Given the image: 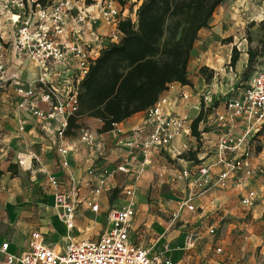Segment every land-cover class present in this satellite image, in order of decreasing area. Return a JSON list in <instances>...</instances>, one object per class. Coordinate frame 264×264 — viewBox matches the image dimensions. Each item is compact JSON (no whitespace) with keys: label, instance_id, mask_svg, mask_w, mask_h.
I'll use <instances>...</instances> for the list:
<instances>
[{"label":"built area","instance_id":"obj_1","mask_svg":"<svg viewBox=\"0 0 264 264\" xmlns=\"http://www.w3.org/2000/svg\"><path fill=\"white\" fill-rule=\"evenodd\" d=\"M124 1L51 0L43 5L39 0H0V88L13 80L7 72L10 67L7 53L32 62L38 70L36 77L31 81H15V94L19 99L18 106L36 117L45 132L50 130V121L59 116L61 122L56 135L59 138L65 136L67 118L78 109L79 83L95 58V52L103 47L104 39L106 44L118 41L117 24L121 19L129 17L134 20ZM100 22L112 27L108 35L99 33ZM226 68L233 72L230 64ZM215 75L211 86L202 93L204 109L213 108L212 100L219 88ZM188 96L183 92L180 95L183 99ZM40 103L47 105V109H42ZM223 105L224 110L216 113L219 132L210 142L212 159L206 163L191 160L192 165L179 169L177 173V178L186 182L188 194L170 214L168 227L178 221L183 208L195 210V198L215 187H226L232 181L243 187L240 203L244 207L253 206L263 196L262 190L254 187L251 181L256 175L252 165L256 148L264 150V67L251 74L240 95L226 98ZM196 108L200 111V102ZM112 130L120 133L117 123L113 124ZM144 130L147 134L142 139L140 136ZM188 133L186 118L173 114L169 99L159 96L146 109L144 124L134 128L132 138L125 142L130 150L142 151L139 168L133 171L127 158L117 165L116 171L134 173L137 178L142 168L150 164L154 150L181 160L182 155L191 149L190 144H175L174 140ZM204 134L201 132L199 141ZM78 144L96 150V134L87 127H80L77 144L61 145L57 150L64 156L68 151L77 150ZM17 163L24 168L30 167L23 155H17ZM61 166L67 168L68 162L63 159ZM87 173L93 182L94 193L98 194L107 177L114 172H98L97 168L91 167ZM48 182L54 188L53 200L58 216L68 229H72L79 202L77 184L71 180L70 188L61 190L54 176H49ZM125 195L121 205L108 209L107 225L97 237L70 238L61 251H56L45 244L39 231H32L29 248L21 254L7 252L8 243H2L0 249L6 256L4 264H173L165 251L151 252L129 238L135 215L134 189L126 188ZM86 203L92 211L98 210V204L92 200ZM209 232L213 233V228ZM192 240L189 235L187 247L191 246Z\"/></svg>","mask_w":264,"mask_h":264},{"label":"crops","instance_id":"obj_2","mask_svg":"<svg viewBox=\"0 0 264 264\" xmlns=\"http://www.w3.org/2000/svg\"><path fill=\"white\" fill-rule=\"evenodd\" d=\"M248 1L250 2V0H224V2L216 8L210 19L209 26L199 30L198 38L194 42L192 51L190 53L188 62V78L191 81V84L181 85L178 82H173L168 86V89L160 94V96L167 97L171 102L172 113L176 116L186 118L187 124L189 125V133L175 139L174 143L180 144L181 142H188L191 148L189 151L198 150L196 156L199 160V163H206L212 159V155H207V152L212 151L210 142H213L218 134L217 132L213 138L211 133H205L203 136V139L205 140L201 139L202 143L197 142L198 140L196 141L195 137L190 134L191 120L199 113L198 109L196 108L199 100L195 97L196 92H194V88L196 86H194V82H198V84H200V78L203 79L202 75L199 73V69L208 65L206 60L208 59V56L211 52L210 47L208 48L207 46L206 35L209 30L214 28L218 20L221 19L220 14L223 13L227 6L238 2L241 8L243 7L244 9H247ZM254 6H256V4L251 5L250 7ZM137 7L138 6L136 5L134 8L133 16H135ZM258 12L259 16H257V18H254V16H248L243 19L244 22H241L244 25L253 23L251 27H248V31L252 37L256 38L255 40H257L261 34L259 22L264 18V1ZM247 14L251 15L252 13L248 12ZM234 19L237 20L238 17H235ZM238 22L239 21L237 20L236 23L238 24ZM110 29H112L111 26H106L100 22L98 30L102 36L108 35ZM120 36L121 34L119 32V37ZM106 42L107 41L104 39L102 46H104ZM99 50L100 49L95 52L94 57L99 54ZM230 51L231 48L229 49V52ZM229 57L230 55L227 54L225 58L227 63L229 62ZM6 58L8 59L10 66L7 72L13 77V80H11L12 82L7 84L6 87L0 88V169L3 171L0 177V247L2 243L7 242V252L21 254L22 252L27 251L29 248L31 232L39 231L42 234L46 245L52 247L56 251H61L66 242L71 238L70 233L72 229L75 228L78 217L83 216V214L88 210L95 214L100 211L103 212V226L94 236L73 239L77 240L97 237L107 225L106 213L108 209L112 206L121 205L126 199L125 197L122 199V202L120 201L119 203L108 202V196L111 195L115 188L118 189L116 180H118L119 175L122 174L125 177V180L128 182L127 185L123 186L122 193L125 194V190L128 187L134 189V195L132 199L135 202V215L132 220L129 238L136 244L150 249L151 252L158 251V248L152 247L150 245L147 246L143 243L142 234L145 232V230L150 229V226L147 222H141V220L138 219L136 204H138L139 209H147V207L143 204L144 194H147V191H145L146 188L148 189L151 186L150 194H159L160 190L157 185H160L164 182H176L180 188V197L176 206L169 212L170 216L172 212L177 210L182 199L186 196V194H188L186 182L177 178V173L179 169L192 165V161L190 159L182 158L179 160V163H177L178 167L173 169V173H167V171L170 169H167L166 165H162V162L166 161V158L170 156L164 151L154 150L152 151L150 164L145 165L142 168L137 178L135 177L134 173H122L116 171L117 165L127 158L129 161H131L132 170L136 167L139 168L140 166L139 162L142 160V151L130 150L129 147L125 145V142L132 138L134 128L140 127L144 124L146 110L137 112L124 119L122 122L117 123V128L119 129L120 133H115L113 130L105 133H97L98 129L102 125V122L99 119L93 117L79 118L78 123L80 124V127H84L83 125H85L91 128L90 130L96 134L98 145L97 149L91 151L86 146L78 144L77 150L68 151L64 156L60 155L57 150L59 146L77 144L78 130L76 131L75 135H65L63 138H59L56 135V129L61 122V118L59 116L50 121V130L49 132H45L41 128L40 121L36 117L32 116L26 110L20 108L18 106V96L15 94V81H18V79L31 81L36 77L38 70L34 64L26 58H16L15 56H12L8 53L6 54ZM246 62L247 53H240V68L244 69ZM218 68L212 67L216 73ZM190 70H193L194 75H191ZM182 92L189 95L187 99L180 97ZM39 106L44 110L47 109V105L45 104L40 103ZM215 123H217L216 120ZM239 125V127H241L242 124L240 123ZM110 132H113L115 138H119L118 140L120 141H118V144H120L124 150L123 153L118 155L117 158L119 160L114 167L107 165L109 163V159L104 153L105 150L107 151V149L105 144L101 143L102 135L110 134ZM146 134L147 130H144L140 137L144 139ZM200 148L205 149L206 151H201ZM262 152H258L253 157L252 165L254 167L255 157L259 156ZM186 153L187 152L184 154ZM17 155H23L26 158L27 163H30V167L24 168L20 166L17 163ZM131 156L135 157V159L133 160V157ZM63 159L68 162L67 168H63L61 166ZM11 163L15 164L14 170L17 172L15 175H11L10 171H8V166ZM91 167L97 168L98 172H101L102 170L114 172L111 176L107 177L102 190L98 194L94 193L93 182L90 175L87 173V169ZM49 176H54L57 179L58 187L61 190L69 189L71 180L77 184L79 202L76 207L74 227L72 229H68L57 214L53 200L54 188L48 182ZM144 184H146L145 187L143 186ZM229 184H231L237 192L239 204L243 208L248 209V207H244L240 203V197L243 193L242 185H238L237 181H232ZM251 184L255 186L257 185L255 180H252ZM216 189L223 188L215 187L206 194L195 198L193 201L195 210L189 211L186 208H183L180 212L178 221L171 227L167 226V221L169 219L168 216L165 222L164 230H171L175 227L185 226V224L189 222V218H187L188 215L195 213L197 210L203 213L204 208L207 210L212 208L214 203H216V201L219 199H223L221 202L222 205L226 198H228L230 195H233L224 194L223 197L219 198L216 194H210ZM44 194H49V203L47 207L44 206L47 201V198H45ZM90 200L98 204L97 211H92L87 205L86 202ZM263 203L264 194L256 204L249 208H253L256 205ZM225 205H229V203H226ZM43 208L46 210H43ZM225 211L228 212L229 210ZM26 215H29L32 219L28 222L17 221V218H22V216L25 217ZM190 219H194V217L192 216ZM90 221L92 220L87 218L82 219L83 223H90ZM96 222L97 221L95 220V223ZM210 228H213V233L209 232ZM208 232L211 235L215 234L214 225H210L208 227ZM196 234L197 233L195 229L191 230L189 233L186 232L184 238V248H182V238H180L179 246L172 249L169 253L166 252V255L170 258L173 264L180 263L183 249L192 251L198 250L200 248L202 249L200 239ZM189 235L192 236L193 240L191 246L187 247V237ZM48 239H51L50 243ZM63 240H65L64 245L62 248L57 250V245H53V242L62 243ZM170 241L171 238L164 240L163 243H170ZM194 242L197 243L195 247ZM217 248H220V251L222 250L220 244H216V250ZM5 258V252L1 251L0 249V264H4Z\"/></svg>","mask_w":264,"mask_h":264},{"label":"rangeland","instance_id":"obj_3","mask_svg":"<svg viewBox=\"0 0 264 264\" xmlns=\"http://www.w3.org/2000/svg\"><path fill=\"white\" fill-rule=\"evenodd\" d=\"M141 1L142 0L124 1L127 6L128 14H130L132 18L134 17V20L136 19V16H133L134 8L136 5L138 6ZM263 1L264 0H250V2L248 1L247 9L241 8L238 2L227 6L223 13L220 14L221 19L218 20L214 28L209 30L206 35L207 46L208 48L210 47L211 52L206 60L208 65L206 66L207 70L205 74L208 75L210 71H212V77L210 80H206L205 75L201 74L199 71L203 79L200 78V84L194 82V86H196L194 92H196L195 97L200 102V110L204 111V121L199 123V130H204L205 133H211L212 135H210L213 136V138L215 134L219 132V127L216 125L217 123H215L216 113L224 110V100L229 97L240 95L247 85L251 74L255 70L264 67V56L259 59V62L255 64L253 71L248 76L243 74L244 69L240 68L239 65L240 53H247L248 46H255L256 44V38L249 34V26L241 22H244L243 19L248 16L257 18V16H259L258 11L263 5ZM254 4H256V6L250 7ZM248 12L252 14L249 15L247 14ZM235 17H238V24L236 23L237 20L234 19ZM248 36H250V42L247 40ZM233 47L239 52V58L236 63V69L233 67V72H228L226 66L229 65V62L227 63L225 58L227 54L231 55L229 49L231 48L232 50ZM212 67H220L217 69L218 71L215 75L216 79H214L219 88L212 100L211 107L213 106V108L209 109L206 107L204 109L205 103L203 102L202 93L212 84L215 72ZM190 72L191 75H194L193 70H190ZM83 126L87 127L85 125ZM101 139V143H104L107 149V151L105 150L104 152L109 159L107 165L111 167L116 166L119 160L117 158L118 155L124 152L123 148L118 144V141H120L118 140L119 138H115L113 132H110V134L102 135ZM199 142L202 143V141ZM200 150L204 151L205 149L200 148ZM189 152L193 151H187V153ZM258 152L262 153L255 157L256 175L253 180H255L257 185L253 186L258 189L260 188L264 194V150L260 151L259 148H256L255 155ZM207 155H212V153L207 152ZM177 163H179V160L167 157L166 161L162 162V165H166L167 169H170L167 173L172 174L173 169L178 167ZM116 184L119 189L118 194L112 200L109 195V203L122 202V199L126 197V195L122 193V189L128 182L122 174L119 175ZM143 186L145 187L146 184ZM157 186L160 190L159 194H150L151 186L145 189L147 194H144L143 204L147 209H139L138 204H136L138 219L141 220V222H147L150 226V229L145 230L142 234L143 243L145 245H150L165 251V253H169L172 249L179 246L180 238H182V248H184L185 233H189L191 230L195 229L196 235L200 239L202 249L200 248L195 251L183 249L179 264H264V203L258 204L253 208H243L239 204L237 192L232 185L229 184L223 187V189H216L210 193L216 194L219 198L223 197L224 194H233L226 198L222 205L221 202L223 199H219L214 203L212 208L208 210L204 208L203 213L197 210L195 213L188 215L187 218H189V222L185 224V226L164 230L169 212L176 206L179 200L180 188L176 182H164ZM44 195L45 198H47L44 206L47 207L49 203V194ZM226 203H229V205H225ZM43 210L46 209L43 208ZM225 210L229 211L226 212ZM192 216L194 219H190ZM102 217L103 212L100 211L95 214L88 210L83 216L78 217L76 226L72 229L70 237L73 239L94 236L103 226ZM83 218L92 221H90V223H83ZM31 219L29 215H26L25 217L22 216V218H17V221L28 222ZM210 225H214L215 228V234L213 235L208 232V227ZM169 238H171L170 243H163L164 240ZM48 241L50 243L51 239H48ZM64 242L65 240H63L62 243L53 242V245H57L56 249L58 250L62 248ZM194 244L195 247L197 243L194 242ZM216 244H220L222 247L221 251L216 250Z\"/></svg>","mask_w":264,"mask_h":264},{"label":"trees","instance_id":"obj_4","mask_svg":"<svg viewBox=\"0 0 264 264\" xmlns=\"http://www.w3.org/2000/svg\"><path fill=\"white\" fill-rule=\"evenodd\" d=\"M46 5L51 0H39ZM89 2L90 0H86ZM224 0H142L135 16L121 19L117 29L118 41L108 42L91 60L88 70L79 83L77 111L67 118L64 134L72 136L80 128L78 119L97 118L102 122L98 133L109 132L114 123L152 106L160 94L173 82L190 85L188 62L194 42L201 28L209 26L210 19ZM253 23L248 26L251 27ZM261 34L255 46L247 48V62L243 74L248 76L259 59L264 56V18L260 20ZM250 36L247 40L250 42ZM239 52L231 50L229 64L235 68ZM199 69L206 80L212 71ZM204 121V111L191 120L190 134L198 142L201 137L199 123ZM197 152L182 158L198 162ZM15 164L8 166L11 175L17 172ZM3 171L0 169V177ZM114 189L110 199L117 196Z\"/></svg>","mask_w":264,"mask_h":264}]
</instances>
